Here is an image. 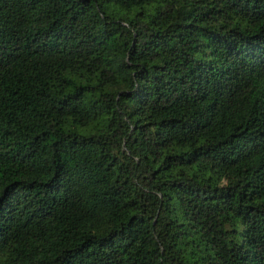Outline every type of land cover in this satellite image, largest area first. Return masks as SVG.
<instances>
[{
  "label": "trees",
  "instance_id": "16d2710c",
  "mask_svg": "<svg viewBox=\"0 0 264 264\" xmlns=\"http://www.w3.org/2000/svg\"><path fill=\"white\" fill-rule=\"evenodd\" d=\"M0 264H264V0H0Z\"/></svg>",
  "mask_w": 264,
  "mask_h": 264
}]
</instances>
